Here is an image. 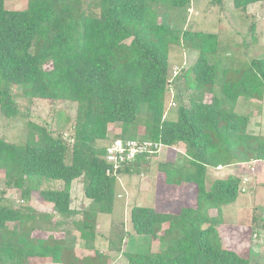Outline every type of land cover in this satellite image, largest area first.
<instances>
[{"label":"trees","instance_id":"trees-1","mask_svg":"<svg viewBox=\"0 0 264 264\" xmlns=\"http://www.w3.org/2000/svg\"><path fill=\"white\" fill-rule=\"evenodd\" d=\"M190 3L28 0L25 9L14 11L0 0V107L5 117L19 114L12 86L23 87L33 99L78 106L74 132L68 139L44 128L36 142L10 143L0 136V171L8 179L14 178V185L20 188L27 179L61 182L63 187L39 194L53 205L64 224L80 233L82 242H95L97 219L113 214L118 176L141 174L165 149L178 143L187 146L186 165L165 161L159 170L168 185H195V204H184L175 213L133 206L130 221L135 234L150 236L165 247L156 254L125 252L124 242L130 233L123 227L116 246L114 242L109 246L129 264H251L246 250L225 247L219 232L224 222L220 208L238 200L243 179L231 174L208 185L207 176L209 168L264 161V143L255 142L248 133L250 117L224 107L225 100L264 99V57L251 59L239 69H223L224 98H219L215 93L219 37L177 30L170 14L159 12L160 7L186 10ZM256 3L264 5V0H232L233 8L243 12ZM177 45L199 54L194 65L175 79L191 81L190 88L198 91L200 98L181 105L176 119L171 120L166 117V95L173 83L169 56ZM206 93L212 95L208 101L204 100ZM140 124L145 128L142 140L137 138ZM111 125H119L122 131L110 142H152L160 149L138 155L114 175H107L109 147H99V142L109 140ZM80 178L89 201L81 210L72 206L71 192ZM30 194L24 189L22 197ZM212 210H218L216 215ZM37 219L32 207L0 202V264H35L39 259L53 264H109V257L98 250L80 259L74 247L52 233L37 237L36 233L44 231L36 226Z\"/></svg>","mask_w":264,"mask_h":264},{"label":"rangeland","instance_id":"rangeland-1","mask_svg":"<svg viewBox=\"0 0 264 264\" xmlns=\"http://www.w3.org/2000/svg\"><path fill=\"white\" fill-rule=\"evenodd\" d=\"M84 1L85 4L88 3V0ZM5 3L10 10L19 11L26 8L28 0H5ZM159 12L169 13L171 24L177 30L189 29L219 37L215 57L219 66L215 93L219 98H224L221 92L223 69H239L248 65L251 59L264 57L262 3L252 4L243 12L233 8L232 0H191L186 10L167 11L160 7ZM253 25L254 30L251 29ZM198 56L197 52L178 45L170 50L169 74L173 83L166 95V117L171 120L176 119L177 110L181 105L188 106L191 98H200V93L190 88L191 81L187 82L181 78L178 82L175 79L178 73L181 74L185 68L194 65ZM11 93L19 114L14 118H7L0 107V136L6 141L17 144L36 142L42 137L40 132L42 128L54 136L62 135L65 139L73 135L78 109L76 103L33 99L19 86H12ZM211 97L212 95L206 93L204 100L208 101ZM224 105L227 110L250 117L248 133L255 138V142L264 143V99L257 101L240 98L237 103L225 100ZM144 129V125L140 124L137 137L140 140L143 139ZM121 131L119 125H111L109 140L99 142V147H111L113 143L118 142L119 140L114 142L110 140ZM245 147L243 146V149ZM186 151L187 146L178 143L153 157L148 168L141 174L118 176L113 214H102L97 219L96 242H82L80 233L72 225L64 224L63 219L53 211V205L42 200L39 194L41 190L59 189L63 187L61 182L27 179L24 187L20 188L14 185V178L8 179L5 172L0 171V202L16 208L32 207L38 218L36 226L44 230L35 235L45 237L52 233L55 238L64 240L69 246L74 247L75 255L80 259L93 256L98 250L109 257V264H127L125 256L117 252L110 255L108 253L110 247H107L112 242L116 246L122 236L123 227L124 232L130 233L124 242L125 252L156 254L165 247L159 240H152L150 236L135 234L130 221V210L133 206L155 207L156 210L175 213L184 204H195V185L183 184L180 187L168 185L165 174L159 170L160 164L165 161L176 162L178 167L186 165L189 162ZM230 166L232 167L227 168ZM228 172L241 177L243 183L238 200L220 208L224 217L222 229L219 228L222 242L225 247L239 246L246 250L245 254L251 259V264H264V161L234 163L220 171H217V168H209L208 185L218 178L226 177ZM24 189L31 191L26 199L22 197ZM73 197L74 208L81 210L88 207L89 201L84 195L82 178L73 183ZM22 199H25V202ZM217 212L218 210H212L211 213L216 215ZM43 215H49L50 218L45 220ZM77 218H81V215ZM9 227L12 228L13 224ZM166 227L167 225L163 226L164 229ZM115 235L116 238H113ZM78 246L82 250L76 252L75 248ZM31 263L33 264V261ZM35 264L53 263L47 259H39Z\"/></svg>","mask_w":264,"mask_h":264},{"label":"built area","instance_id":"built-area-1","mask_svg":"<svg viewBox=\"0 0 264 264\" xmlns=\"http://www.w3.org/2000/svg\"><path fill=\"white\" fill-rule=\"evenodd\" d=\"M118 141V140H117ZM160 149V145L152 142H115L107 150L106 161L109 166L107 175H114L124 164L131 163L138 155L153 154Z\"/></svg>","mask_w":264,"mask_h":264},{"label":"crops","instance_id":"crops-1","mask_svg":"<svg viewBox=\"0 0 264 264\" xmlns=\"http://www.w3.org/2000/svg\"><path fill=\"white\" fill-rule=\"evenodd\" d=\"M231 167H232V166L227 167V168H231ZM220 170H223V167H219V168L217 169V171H220ZM231 172H232V171H231ZM231 174H232V173H229V172H228V173H227V176H228V175H231ZM71 192H72V200H74V197H73V187H72V191H71ZM72 206H73V202H72ZM95 242H96V240H95ZM107 247H110V246L107 245ZM75 250H76V252H77V251H80V250H82V249H81L80 246H78V247L75 248ZM111 251H112V250H110V251L108 252V253H110V255H112V253H115L114 251H112V252H111ZM110 255H109V256H110ZM127 264H128V263H127Z\"/></svg>","mask_w":264,"mask_h":264}]
</instances>
